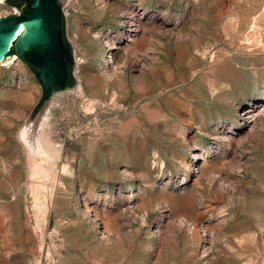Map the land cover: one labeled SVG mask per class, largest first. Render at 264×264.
<instances>
[{
  "label": "rangeland",
  "instance_id": "obj_1",
  "mask_svg": "<svg viewBox=\"0 0 264 264\" xmlns=\"http://www.w3.org/2000/svg\"><path fill=\"white\" fill-rule=\"evenodd\" d=\"M60 1L74 85L53 90L32 117L43 95L35 71L21 58L12 60V50L0 68V120L10 116L9 91L31 87L37 93L0 150V178L12 183L15 170L22 172L19 214L11 186H0V264H264V123L238 148L215 153L213 147L214 130L234 121L240 128L238 104L264 98V0ZM136 7L155 16L149 38L156 48L140 54L147 68L131 63L127 72L118 70L127 82L123 90L112 81L87 80L86 73L102 74L104 38L119 39L127 11ZM15 9L0 0V15ZM160 23H177L182 36ZM124 53L115 49L119 65ZM157 66L164 69L154 71ZM46 108L64 157L44 211L25 183L28 153L16 135ZM11 142L18 145L7 147ZM199 146L211 151L205 164L195 155ZM221 158L232 162L214 171L219 180L231 176L222 189L221 181L201 177ZM198 178L197 212L179 228L190 216L183 202ZM85 202L98 203L94 208L104 217L95 219L92 210L85 218ZM114 217L115 232L103 237L94 227ZM209 246L213 253H204Z\"/></svg>",
  "mask_w": 264,
  "mask_h": 264
},
{
  "label": "bare ground",
  "instance_id": "obj_2",
  "mask_svg": "<svg viewBox=\"0 0 264 264\" xmlns=\"http://www.w3.org/2000/svg\"><path fill=\"white\" fill-rule=\"evenodd\" d=\"M109 4V0H97L98 3ZM199 2V0H193ZM142 4V0L139 1ZM192 2L187 1L186 9L190 10ZM141 7V5H139ZM141 9V8H140ZM138 7L133 8L130 11H127V28H124L119 36V39L113 38H104L102 45L105 49H108V54H103L101 63L102 74H92L86 73L85 76L89 81H95L104 79L105 82L112 81L119 89H125L127 82L123 76L118 75L117 72H127V67L129 64H133L135 67L141 69H146L147 65L142 61L141 52H145L149 49H155L156 47L152 44V40L149 38V21L155 17L149 15L146 11L140 10ZM170 10V6L161 11L166 14ZM193 11H196V8L193 7ZM206 15L208 16V10H205ZM204 14V16H206ZM256 18V17H255ZM159 26L164 31H173L177 36H182L180 29L177 30V23L172 27L160 23ZM90 35L89 32H87ZM123 47L125 50L124 60L121 65L117 63V56L115 55V49ZM177 47H172L171 52L175 54V57L179 59L180 55L176 52ZM178 50V48H177ZM150 53V52H149ZM144 54V53H143ZM145 55V54H144ZM153 58L157 61H162V57L159 54L154 53ZM6 59L4 57L0 61V68L3 61ZM12 60H20L18 56H15ZM180 60V59H179ZM21 61V60H20ZM18 63V62H17ZM164 67L157 66L154 68V71L163 70ZM119 70V71H118ZM1 72V69H0ZM112 72V73H111ZM80 79H83L84 74H78ZM145 81V80H144ZM148 81V80H147ZM142 82V86H143ZM12 87V86H11ZM108 87V85H107ZM6 101L11 103L10 106V116L9 118H3L0 120V150H3L5 147L3 145L9 138V134L12 132L16 124L19 123L20 119L27 115V109L35 101L37 97L36 91L33 88L27 87V90H13L9 91L6 96ZM98 103H101L99 100ZM237 110L241 116V126L239 129H235V121L229 125H222L220 128L214 130V149L215 153H218L219 148H232L243 144L242 141L244 137H247L249 134L253 133L254 129L264 123V98L260 100H252L248 103H240L237 105ZM129 126H122L121 130L128 128ZM120 130V129H119ZM120 130V131H121ZM186 132V130H185ZM16 137L25 145L28 153V171L26 184L31 190L33 198L35 200L36 207H40L47 211L48 204L53 200L55 195V185L59 182L61 177V169L57 166L59 160L63 161V145L57 143L54 137V129L50 122V108H46L44 111L38 114L36 118H27L23 125L19 128ZM142 140V138L140 139ZM18 143H10L7 147H16ZM202 150L201 152H196V156L200 159H203V164L206 163V160L211 155L209 149L199 146ZM232 162H226L224 159H219L212 166L207 167L203 172H201V177L208 178L210 180L221 181L218 183V188H226L228 182L230 181V175L226 174L221 180L214 174L216 169L220 168L224 170V166ZM62 170H67V165L62 166ZM16 173L13 175V182L8 183L5 180L0 178V186L6 187L11 186L12 195L16 199L17 203L13 206V210L19 214L20 212V192L21 185L19 180L22 177V172L19 169L15 170ZM169 179H172V176H169ZM201 178L195 180V188L187 195L183 204L186 209L189 210L190 216H187V219L184 221H179L178 227H185L186 224L191 221L192 215L197 212L198 203L201 199V193L199 189L196 188L200 184ZM241 180L240 177L237 179ZM232 182V181H231ZM58 184V183H57ZM166 189L161 188V195H165ZM42 197L43 203H40ZM98 203H95L93 206L89 203L84 204L85 212L83 216L89 217L90 211L95 210L94 206H97ZM168 209L169 207L166 206ZM165 211L164 209L162 212ZM94 218L96 219L100 215L103 216L101 211L95 210L93 212ZM166 214L162 213L161 218ZM104 217V216H103ZM104 219V218H102ZM116 217L108 219L107 221H102V226L99 228V225H96L94 228L96 230L100 229V233L103 237H106L109 233L115 232ZM163 222L158 220L156 224V232L159 234L162 232ZM204 253H213L212 246L207 247L204 250ZM161 255V249H158V256Z\"/></svg>",
  "mask_w": 264,
  "mask_h": 264
},
{
  "label": "water",
  "instance_id": "obj_3",
  "mask_svg": "<svg viewBox=\"0 0 264 264\" xmlns=\"http://www.w3.org/2000/svg\"><path fill=\"white\" fill-rule=\"evenodd\" d=\"M18 11L0 15V61L14 48L30 64L42 84L43 95L32 117L53 90L73 86V46L66 36L60 0H4ZM21 7V8H20Z\"/></svg>",
  "mask_w": 264,
  "mask_h": 264
},
{
  "label": "flooded vegetation",
  "instance_id": "obj_4",
  "mask_svg": "<svg viewBox=\"0 0 264 264\" xmlns=\"http://www.w3.org/2000/svg\"><path fill=\"white\" fill-rule=\"evenodd\" d=\"M27 2V0H25V2L21 5V7L25 4ZM5 3H7V4H9V5H12V4H10V3H8V2H5ZM12 6H14V5H12ZM15 7V6H14ZM20 7V8H21ZM19 9L18 8H16L14 11H18ZM13 12V11H12ZM9 13H11V12H9ZM8 14V13H7ZM15 51V50H14ZM15 53V52H14Z\"/></svg>",
  "mask_w": 264,
  "mask_h": 264
},
{
  "label": "trees",
  "instance_id": "obj_5",
  "mask_svg": "<svg viewBox=\"0 0 264 264\" xmlns=\"http://www.w3.org/2000/svg\"><path fill=\"white\" fill-rule=\"evenodd\" d=\"M11 50H12L13 52H15V51H14V48H12ZM12 51H10V53H11ZM47 98H48V97H47ZM47 98H45V99H47ZM44 101H45V100H44ZM44 101H43V102H44ZM43 102H42V103H43ZM41 105H42V104H41Z\"/></svg>",
  "mask_w": 264,
  "mask_h": 264
}]
</instances>
